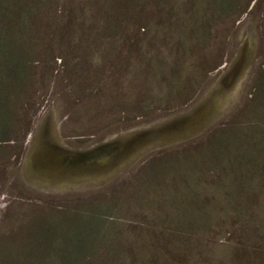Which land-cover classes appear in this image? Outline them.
Segmentation results:
<instances>
[{"label": "rangeland", "instance_id": "rangeland-1", "mask_svg": "<svg viewBox=\"0 0 264 264\" xmlns=\"http://www.w3.org/2000/svg\"><path fill=\"white\" fill-rule=\"evenodd\" d=\"M17 1L0 264H264V0Z\"/></svg>", "mask_w": 264, "mask_h": 264}, {"label": "trees", "instance_id": "trees-1", "mask_svg": "<svg viewBox=\"0 0 264 264\" xmlns=\"http://www.w3.org/2000/svg\"><path fill=\"white\" fill-rule=\"evenodd\" d=\"M29 11V6L25 3L20 4L17 0H0V62L1 58L4 56H7L10 60L12 59V47L7 46L6 43L7 41L11 42V28L13 27L14 29H18V25L16 23L10 24L9 28H6L8 25V22L10 20H15L17 18V13L20 12L21 14H27ZM9 20V21H8ZM0 73H2L0 69ZM22 73V72H21ZM259 88V87H258ZM1 92V90H0ZM5 109L2 107V103L0 101V118H3L4 120L5 117ZM84 232H80L81 236L78 237V239L83 238ZM63 235H67L65 231H63ZM68 236V235H67ZM59 238V236L57 237ZM57 241L56 244L62 245V240L57 239L54 236L53 240L50 242L49 245H52L53 248L56 246L54 242ZM44 253H42V256ZM57 258H59V255H56ZM58 260V259H57Z\"/></svg>", "mask_w": 264, "mask_h": 264}]
</instances>
